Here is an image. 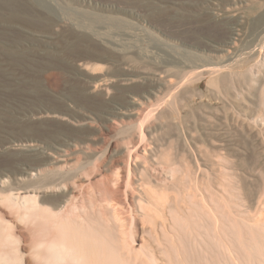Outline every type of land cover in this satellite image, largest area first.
Instances as JSON below:
<instances>
[{
  "label": "rangeland",
  "instance_id": "obj_1",
  "mask_svg": "<svg viewBox=\"0 0 264 264\" xmlns=\"http://www.w3.org/2000/svg\"><path fill=\"white\" fill-rule=\"evenodd\" d=\"M0 178L17 264H45L52 206L5 199L53 182L130 264H264V0H0Z\"/></svg>",
  "mask_w": 264,
  "mask_h": 264
},
{
  "label": "bare ground",
  "instance_id": "obj_2",
  "mask_svg": "<svg viewBox=\"0 0 264 264\" xmlns=\"http://www.w3.org/2000/svg\"><path fill=\"white\" fill-rule=\"evenodd\" d=\"M252 49H254V48H252ZM209 51H211V49ZM213 52L216 54L217 51L216 52L213 51ZM218 53H219V51H218ZM152 54H154V53H152ZM152 54H150V55H152ZM158 54L159 55L161 54V56L158 55L159 58L164 57V56H162V53H158ZM206 54H208V52H206ZM194 55L198 56L196 54H194ZM156 56H157V54H156ZM168 56L169 55L167 54V59L168 58L171 59L170 56L169 57ZM202 57H204V55ZM202 57H200L201 59H199L198 57L195 58V60L196 61L199 60L198 62H200V63L192 60L190 62H182L183 64L180 62L184 61V60H181L179 62L177 60L178 58L175 59L176 61L170 60L169 62H166L165 59L163 58L165 61L164 65H166V63H168V65L173 66L174 70L170 69V70H167L165 72L162 71V73L163 72L167 73L168 76L176 77L177 79H181V80H183L187 77L190 78L189 77L190 74H193V75L196 74L195 77L202 78L205 75H207L208 73H211L217 77V75H219V73L223 69V64H220L222 61L220 60V63H218L219 61L218 62L210 61V59L212 60L211 55H210L209 60H205ZM174 58H173V60H174ZM214 59H216V58H214ZM215 61H217V60H215ZM161 62H162V59H161ZM203 64L210 65V67L201 68V69L197 70V73H195L194 71H190V69L193 70L195 67H197L199 65H203ZM162 65H163V63L160 66L161 69H162ZM168 65H166V66H168ZM171 66H168V67H171ZM167 68L165 67L164 70H166ZM155 70H158L161 72L160 68L159 69L156 68ZM159 75H161V74H159ZM180 75H182V77H180ZM140 76H141V73L136 72L133 74H127V75L121 76L122 78L121 77L120 78L124 82H133L134 78L140 77ZM120 78H118V79H120ZM185 80H187V79H185ZM196 80H199V79H196ZM40 166H42V165L31 166L27 170V174L30 175L33 171H38ZM37 174L39 175L38 172H37ZM0 180H1V178H0ZM40 188L38 191V193L40 195V196L39 195L38 196L41 197L40 199L38 198L37 194L36 195L35 194L34 195H25V196H22V195H19V196L16 195L15 196L14 194H12L9 197H6L7 200L5 199V201L6 202L8 201L7 203H10L9 205H11L12 207L14 206V208L20 210L21 214H23V216L26 218H31V217L34 218V216L36 214L42 215L43 213L44 214H46L47 212L49 213L48 216L44 217L45 221L47 222L46 228H47L48 240L46 239L47 240L46 244L44 242L46 247L42 246L43 244L41 245L43 247V249L46 248V250H45L46 255H45V257L43 256L45 264H128L129 262H131V261H127V259L125 258L126 257L125 254L122 253L121 250L111 242L108 235L104 234L105 233L104 230L101 231L102 229H100V231H101L100 232L99 229H96L97 227L95 228V225L92 224L94 221L93 218L90 219L89 217H85L86 219L89 218V221H88L83 216L82 217L84 219L81 216L72 214L71 212H67L63 209H61V210L58 209L59 207L62 206L61 205L62 202H64V201H62V197L64 196L65 193H67V191H69V190H67V186L63 185V182L49 183L48 185H44V187H42L41 189ZM33 193H37V191L33 192ZM49 194H51V195H49ZM42 203H46V204H48V206H50V207L52 206V208L48 209L49 211L46 210V213L45 212L42 213L41 212V210H42L41 206H44V205H42ZM57 209L60 212L59 211H58V213L55 212V210H57ZM32 215H34V216H32ZM42 217H43V215H42ZM92 219H93V221L91 222L90 220H92ZM12 235L9 234L8 236H6V235L4 236V237H6L4 239L6 244H9V242L13 244L15 236H12ZM0 239H1V237H0ZM6 239H7V241H6ZM4 240H3V243H4ZM134 240H135V238H134ZM0 242H1V240H0ZM252 242H254V241H252ZM174 244H175V242H174ZM177 247L175 248L176 250H177ZM180 247H182V246L180 245ZM132 248H134V247L132 246ZM186 248H187V246H186ZM175 249H174V252L176 251ZM251 249H253V248H250V250ZM10 251H12V250H10ZM186 251H188V250H186ZM247 251H249V250H247ZM2 252L4 254H0V264H2V263H4V264L5 263L6 264H17L18 261H21L20 257L17 254H16L17 256L14 255V257H10V256L6 255V254H8L7 252L6 253L4 251H2ZM178 253L179 252L176 253V256H177L176 261L177 262L179 260L178 258H180ZM12 254H14V253H12ZM12 254H10V255H12ZM186 254L188 255L187 252H186ZM190 257L193 258L192 256H190ZM39 259H41V255H40ZM198 259L200 260V257H198ZM189 260H191V259H189ZM193 264H195V263H193Z\"/></svg>",
  "mask_w": 264,
  "mask_h": 264
}]
</instances>
